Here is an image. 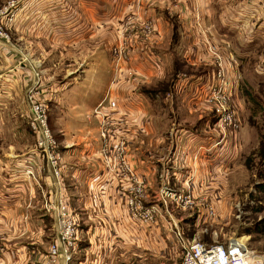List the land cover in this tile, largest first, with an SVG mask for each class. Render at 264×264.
Segmentation results:
<instances>
[{
    "label": "rangeland",
    "instance_id": "1",
    "mask_svg": "<svg viewBox=\"0 0 264 264\" xmlns=\"http://www.w3.org/2000/svg\"><path fill=\"white\" fill-rule=\"evenodd\" d=\"M153 6V0H0V9L9 8L6 36L0 39V154L21 159L31 169L42 162L48 170L29 125L30 99L45 107L47 124L61 152V140L53 132L52 116L57 108L50 95L53 87L67 82L69 76H63L54 66L115 68L132 55L145 63L158 31ZM88 19L93 20L92 24L87 23ZM169 25L173 45L179 35L178 18L171 17ZM96 31L105 35L89 39ZM251 48L250 42L237 39L236 66H225L222 54L213 53L215 70L199 78L205 85L208 114L195 121H183L192 132L180 131L177 124H172L170 133L163 136L164 152L152 151L154 161L176 159L171 163L180 166L177 169L183 168L184 176L158 181L152 193L147 192L142 176L137 199L139 220L131 218L127 203L125 220L113 214L109 216L114 219L105 216L88 220L132 224L134 239L126 247L115 248L120 258L117 264H175L181 258L183 241L192 240L212 244L236 239L250 251L264 253V48L262 52ZM196 73L191 69L181 71L178 79L184 85L190 74ZM154 88L145 87L142 94L153 97ZM106 137L102 135L104 146H108ZM142 138L145 157L146 134ZM122 143L113 147L118 153L114 151L108 157L112 170L122 159L127 163ZM10 144L13 147L9 150ZM177 145H181V151ZM188 161L191 167L186 166ZM178 193L189 195L191 203L184 206L178 202ZM50 204L46 201L43 205L48 214L46 207Z\"/></svg>",
    "mask_w": 264,
    "mask_h": 264
},
{
    "label": "crops",
    "instance_id": "2",
    "mask_svg": "<svg viewBox=\"0 0 264 264\" xmlns=\"http://www.w3.org/2000/svg\"><path fill=\"white\" fill-rule=\"evenodd\" d=\"M153 2L158 31L147 58L149 62H138L137 55H132L128 62H119L115 68L54 66L63 76H69L67 82L53 87L50 95L57 108L52 116L53 132L61 140L59 184L42 162L32 166L34 177L31 179L25 173L29 164L10 154H0V243L3 246L0 264H47L56 223L43 205L46 201L56 204L58 193L78 223L79 238L69 264H117L120 258L115 248L126 247L134 239L132 224L88 220L103 219L109 214L124 218L126 199L142 176L147 192L155 191L157 182L168 180V176L171 179L184 176L185 170L173 164L176 159L157 162L152 151L164 152L163 136L170 133L174 124L180 131L192 132L183 121H195L208 114L204 106L205 85L199 78L206 71L215 70L217 61L213 53L222 54L225 66H236L237 39L250 42L251 51L260 48L262 52L264 48V0ZM171 17H177L180 24L173 45L169 35ZM89 19L87 23L92 24L93 20ZM92 34L91 40L102 38L105 32ZM190 69L197 73L190 74L183 85L178 79L182 77L179 73ZM27 79L26 76L25 82ZM163 82H166L165 88ZM153 86L156 94L145 97L143 88ZM142 134L148 140L145 157L142 156V150L145 151ZM102 135L107 136L108 146H104ZM119 142L124 144L132 171L123 178H120V169L112 170L108 165V157L116 151L113 147ZM177 146L181 151V145ZM11 147L12 144L7 149ZM203 163L201 160L202 168ZM190 165L188 161L186 166ZM81 235L86 238L82 240Z\"/></svg>",
    "mask_w": 264,
    "mask_h": 264
},
{
    "label": "built area",
    "instance_id": "3",
    "mask_svg": "<svg viewBox=\"0 0 264 264\" xmlns=\"http://www.w3.org/2000/svg\"><path fill=\"white\" fill-rule=\"evenodd\" d=\"M8 9V7L0 9V39L6 36L5 20L8 18ZM30 103L32 109L31 115H29V125L35 136L36 147L45 158L51 176L59 184L62 155L57 149L56 139L47 124L45 107L41 103L35 105L32 99H30ZM115 166L123 172L120 178H123L127 173L132 174L128 164L123 159ZM25 173L28 177L33 176L30 167L25 170ZM140 188V181L137 180L136 187L131 188L132 192L126 201L128 209L132 212L131 218L133 220H139L140 217L139 203L137 202ZM164 193L171 194L167 191ZM58 198L56 204H50L46 207L56 223L55 238L49 247V264H69L75 252L74 247L79 238V231L73 215L69 213V208L59 193ZM176 200L183 202L184 206L191 203L190 196L182 193H178ZM182 249L181 258L175 264H264V253L256 254L236 239L212 244H205L196 240L183 241ZM2 250L3 246L0 243V252Z\"/></svg>",
    "mask_w": 264,
    "mask_h": 264
},
{
    "label": "bare ground",
    "instance_id": "4",
    "mask_svg": "<svg viewBox=\"0 0 264 264\" xmlns=\"http://www.w3.org/2000/svg\"><path fill=\"white\" fill-rule=\"evenodd\" d=\"M244 246H246V244H244Z\"/></svg>",
    "mask_w": 264,
    "mask_h": 264
}]
</instances>
